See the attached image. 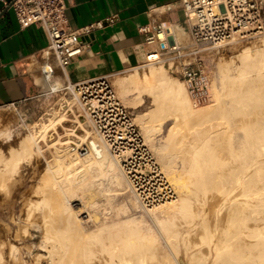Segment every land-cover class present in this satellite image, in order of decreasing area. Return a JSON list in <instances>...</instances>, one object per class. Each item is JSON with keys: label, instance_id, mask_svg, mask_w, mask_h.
I'll return each instance as SVG.
<instances>
[{"label": "bare ground", "instance_id": "6f19581e", "mask_svg": "<svg viewBox=\"0 0 264 264\" xmlns=\"http://www.w3.org/2000/svg\"><path fill=\"white\" fill-rule=\"evenodd\" d=\"M153 65L157 64L135 66L126 74L115 76V83L122 89V94L127 91L141 92L152 85L160 90L159 96L154 99L155 105L150 110L137 114V123L147 138L151 130L148 124L155 122L157 117L173 116L172 123L167 128V139L174 137L182 140L185 137L184 131L195 123L194 120L198 125L202 119L209 122L213 119L224 120L229 116L224 103L226 97L233 99L232 110L236 117L245 114L247 106L239 101L248 97L253 102L250 114H254V120L250 122L249 114V122L243 120L240 123L245 131L243 151H234L230 142L218 146L219 134L223 138L230 137V131H220L210 138L213 141L206 154L210 161L201 162L199 158L204 155L194 153L192 167L178 171L173 165V158L161 152L163 145L156 146L159 162L163 166L162 173L178 189V194L172 200L147 210L160 238L167 242L168 248L172 245L174 248L170 249L178 254L169 257L166 254L169 250L164 249L159 235H156L157 232L145 219H124L129 207L123 199L115 205L112 215L106 216L103 213L98 215L101 218L95 217L94 220L99 221L96 224L94 221V225L81 218L84 217L81 216L83 213L78 215L79 211L83 212L78 205L85 198L91 199V206L97 203L99 209L95 210L103 212L105 208L95 196L98 191L93 190H101L100 182L104 177L114 186L123 185L124 182L118 165L113 162L114 159L110 160L105 148L102 145L95 146L93 134L92 138H87L93 131L85 129L87 135L82 133L75 137L72 130L63 141L59 140L55 144L57 147L54 146V156L57 160L69 159V162L80 160L82 163H79L83 165L81 171H84L74 177L70 176L71 178H68V173L67 184L63 185L59 180L61 178L58 179L53 170L46 168L45 177L39 179L41 184L38 190L31 193L27 200L24 199L26 202H21L22 206L18 207L22 211V217L19 216L18 221H15L13 206L10 207L9 221L25 222V227L32 224L33 220L37 222L34 217L37 211L42 235L36 247L43 253H37L35 264H41L43 259L50 264H264V38H261L259 46L243 45L232 57L221 58L219 87L212 82L214 102L204 112H197L191 107L182 81L167 76L161 65ZM142 67L149 68L140 72ZM229 72L232 74L229 75ZM70 104V101L65 100L59 109L47 113L34 131L23 134L17 146L8 149L7 155L0 149V182L3 183L7 176L16 172L22 161L29 163L30 159L41 152L39 140L47 131L62 126L71 111ZM2 127L0 140L11 141L14 129L10 126ZM91 140L94 150L79 156L77 151ZM82 184L93 190L83 194V197L81 192L72 193L76 190L74 186ZM213 190L216 191L215 195L218 194L217 206L211 209L207 196ZM128 201L132 206L130 208L136 207V200L129 198ZM10 230L11 227L7 225L3 235L5 241L12 238ZM25 231L27 232V228H24ZM192 235H196L198 241H192ZM101 236H105L102 240L107 241L100 240ZM170 238L175 241L173 239L170 242ZM99 240L104 243H99ZM5 241L0 239V264H8L2 251ZM15 252L16 247L10 241L9 254L18 263L22 257H17Z\"/></svg>", "mask_w": 264, "mask_h": 264}, {"label": "built area", "instance_id": "2783aa9c", "mask_svg": "<svg viewBox=\"0 0 264 264\" xmlns=\"http://www.w3.org/2000/svg\"><path fill=\"white\" fill-rule=\"evenodd\" d=\"M7 6L14 12L20 28L35 25L43 30L47 44L41 54L39 72L47 91L68 90L75 96L91 126L95 146L102 145L114 159L139 206L148 210L172 200L176 196L174 187L162 173L108 77L97 76L76 83L64 80L60 87L54 82L55 78L64 77L70 60L82 52L80 38L89 37L102 23L68 29L63 0H9ZM180 6L185 14L188 39L174 38L162 23L152 31L140 27L138 31L145 34L146 44L154 45L141 65L161 63L184 83L194 106L204 105L211 100V70L205 53L233 42L263 38L264 0H180ZM93 140L79 151L88 154L94 150Z\"/></svg>", "mask_w": 264, "mask_h": 264}, {"label": "rangeland", "instance_id": "374dc122", "mask_svg": "<svg viewBox=\"0 0 264 264\" xmlns=\"http://www.w3.org/2000/svg\"><path fill=\"white\" fill-rule=\"evenodd\" d=\"M260 40H261V38L247 40V41H241V42H233V43H230V44L224 46L222 49L212 51L209 54L205 53L206 55L204 54L206 57V62H207L208 66L211 70V100L208 103H206L204 105H199V106H194L189 100L191 107L195 111L204 112V111H206L207 107L214 102V96H213V92H212V82L214 81L216 86L219 87V62H220L221 58L228 59V58L232 57L235 54V52L243 45L259 46ZM158 65H161L165 69V74L167 76H170L172 78H176V77L172 76L170 73H168L165 66H163L161 63L157 64V65H153V66H158ZM148 68L142 67L139 69V71L141 70L140 72H143ZM128 70H125L119 74L111 76L108 79L110 80L111 84L113 85V87L116 91V94H117L118 98L120 99V101L130 111L134 123L138 126V128H139V130L143 136L145 144L151 150V152H152L156 162L158 163L160 169L163 166L161 165V162H159V157H158L159 151L156 147L159 144H162L163 145L162 147L164 148V150L162 148L161 152H163V154L165 153V155L167 157H171V159L173 158V165H174V167H176V169L178 171H180V169L181 170H186V169L189 170L192 167L191 166L193 163L192 161H194V158H192V156L194 153H201L202 155H204V157L199 158V160L201 162L210 161L211 159H209L206 156V154H208L207 153L208 147L213 141V140H210V138L213 135L218 134L220 131L221 132L224 130L230 131V137L229 138H226V137L223 138L222 136H220L221 134H219L218 146L230 142L231 146L234 148L233 149L234 151H236V152L243 151L242 147L244 146V143H245V131H244V129L240 123H242L243 120H244V122H245V120H246V122L247 121L249 122L248 116L252 112L251 109L253 106V102L250 98L245 97L239 101L241 104H245L247 106V109L245 110V112H246L245 114L242 113L241 116L236 117L234 115V111L232 110V106L234 103L233 99H231L230 97H226L224 99V103H225L226 108L228 110L229 116H227L224 120L213 119L212 121H209V122L202 119L198 125L195 124L197 121L194 120L195 123H193V125L187 131H184L185 137L182 140H178L177 138H174V137H172L171 139H167V135H168V129L167 128H168V126L171 125L173 116L166 115L163 117H157L158 119L155 122L148 124V128H150L151 130H150V133L148 135L149 137L147 138L145 136V134H143V132L141 131L140 125L137 123V118H138L137 114L146 112V111L150 110L155 105L154 99L157 96H159L160 90L155 88L152 85L150 88H145L141 92L133 93L132 91L131 92L127 91L126 93L122 94V92H121L122 89H120L118 87L117 83H115V76H117V75L122 76V75L126 74ZM59 73H60V70L57 69V75ZM231 74L232 73L229 72V75H231ZM64 78L65 77H63V78L57 77L54 79L57 87H60L62 85V83H64V80H63ZM177 80H180V79H177ZM185 90H186V88H185ZM186 94H187V92H186ZM188 99H189V97H188ZM65 100H68L71 102V104H70L71 111L68 112V118L66 119V121L62 124L61 127H56L54 130L47 131L46 133H44L43 137H41V139L39 140V144L42 148L41 152L39 154L35 155L34 158H32V160L30 159L29 163H28V161H25V160L22 161L24 163L21 162L22 164L21 163L19 164L20 169L17 168V170H19V171L16 170V172H13V174L7 176V178L4 180L3 183L0 182V239L5 241V236H3V235H5L6 227H7V225H9L11 227L10 234L12 233L11 234L12 238H10L9 240L16 247L15 255L17 257H20V258L22 257L21 258L22 261L20 259L19 260L20 262L18 261V263H16V261H15L16 258L14 260L13 259L14 257L9 254V242L10 241L9 240L5 241L3 246H2V251L4 252L3 253L4 260L7 261L8 264L10 262H11L10 264H13L14 263L13 261H15L14 264H20V263L21 264L22 263L23 264L24 263L25 264H35V260L37 257L36 255L43 253L42 251H40L36 247V245L41 241V235H42L41 226H40L41 224L38 221L40 218H39V216H37V211H36V214H34V217L37 220V222H36L37 224L33 220L32 224L25 227V222L23 223L21 221V222H17V223L16 222L12 223L9 221L8 216H10V213H9L10 207L13 206V211L15 213V221H18L17 219L19 218V216L22 217V211L21 212L19 211V208H20L19 206H22L21 202H26L25 200H27V198L31 195V193H34L35 191L38 190L37 188L41 184V182H40L41 180H39V179H43L45 177V175H46L45 169L46 168L53 170L54 172L53 171L52 172L56 173L55 177L58 176L57 177L58 179L61 178L59 180H61L63 182V185L67 184L68 179H66V177L69 176L68 178H71V177L76 176L77 174H81L84 171V170L81 171V169L83 168V165L80 163H82V162L80 160L69 162V159L68 160L67 159H62V160L55 159V156H54L55 152H53V151H55L54 146H55V144H57L59 142V140L63 141L67 134H71L72 130H74L72 132V135L73 136L76 135L75 137H77L78 134H82V133L83 134L85 133V135H87V133L85 132V129H87V130L88 129L92 130V129H91V126H90L87 118L85 117V115L81 109L80 104L77 102L75 96L68 90H63V91H59V92H49V91H47V88H45V90L38 97H35L34 99L24 101V102H20V103H15L12 105H7V106L0 108V128L2 129L3 128L2 126H10L11 129H14V136H13L11 141L4 142L3 140H0V149L3 151V153L5 155H7L8 149L10 147H16L18 142L20 141L19 138L21 139L23 134L27 133L28 131H34L36 129V126L40 123V120L42 121V119L46 116V114L49 113L51 110L59 109L60 104L64 103ZM236 103H238V101ZM55 104H57L56 107H55ZM242 115H244V116H242ZM250 115H251L250 116V122H251L254 120V114L252 113ZM251 117H253V119H251ZM86 122H87V124H86ZM6 123H7V125H6ZM15 127H17V128H15ZM92 134H93V132H91L90 135L88 134L87 138H90V137L92 138L93 137ZM176 134L178 135V133H176ZM52 144H54V145L52 146ZM55 147H57V146H55ZM78 151H77L78 155L79 154L82 156L84 155L83 153L81 154V152L80 151L78 152ZM104 151L107 153L110 160H113V158L109 155L107 150L104 149ZM113 162L115 163L114 160H113ZM49 166H52V167H49ZM65 167H67V168H65ZM76 169H78V170H76ZM117 172H120V171L117 170ZM68 173H69V175H68ZM120 175L123 177V182H124L123 185H117V186L111 185L108 178L106 179V177H104L102 179V182H100V183H102L100 185L101 190L100 191L99 190L94 191L92 189L93 192L98 191L95 193V196L101 200L100 204H101V206H103V208H105V209H103V212L95 210V209H99L98 208L99 206L97 205V203L95 205L91 206V202H92L91 199L85 198V200L81 201V203H79V205H78L79 206L78 208L80 210H83V212L79 211V214L78 213L77 214L81 215L82 213L84 214V211H86L85 215H83V214L81 215L84 217H81V218L82 219L84 218V221L87 222L88 224L90 223V224L94 225L99 221V220L95 221L94 220L95 217H96V219H99L101 217H98V215H103V213L106 216L108 214L112 215L115 208H116L115 205H117L118 202L119 201L121 202L123 199V200H125V203H127L126 205L129 207V210L127 209L128 212L125 213L124 219H126V218H136V219L142 218L143 220L145 219V221L147 223H149L150 226H152V229L157 232V233L155 232L156 235H159L160 242H162V246L165 247L164 249L166 251L169 250V252H168L169 254L167 252H166V254L168 256L170 255L171 257L175 256V255L178 256V254L173 252L175 250L170 249V248L173 249L174 247L172 245H170L168 248V245H166L167 242L163 238H160L161 235L157 231V227L155 228V226H154L155 223L152 222L151 218L149 217L150 215L147 212V210L142 209L137 202H136L137 203L136 207L130 208L131 205L129 204V201H128L129 198H131L132 200H135V199H134L133 195L131 194V192L128 188V185L126 183V180H125V178L121 172H120ZM63 179H65V180L63 181ZM97 183H99V181H97ZM173 186L175 187V184ZM73 188L76 190L72 191ZM73 188L70 189V193H71V191H72V193H76V194H80V192H81L82 194H80V195L82 197H83V194H88V193H90V191H92L91 189L90 190L88 189L87 185L84 186L83 184L79 185V186L78 185L74 186ZM236 191H235V193H236ZM209 192H208L209 196H207V199L210 200V201H208V203H209L208 205L212 209V208L217 206L216 197L218 196V194L215 195L216 191H214V190H213V193L211 191H209ZM176 194H178L177 188H176ZM24 196L26 198H24ZM210 197L212 200H214V199L215 200L212 201L210 199ZM126 198H127L128 202L126 201ZM153 209H155V208H153ZM18 212L20 214H18ZM110 212H112V213H110ZM121 216H120V218H121ZM94 221H95V223L93 224ZM12 226H14V227L16 226V227L13 228ZM24 228H27V232L26 231L24 232ZM19 232L21 234H19ZM15 235H16V237H14ZM193 236H195V237H193ZM104 237L105 236H101V237H99V239L102 240V239H104ZM23 238L26 241H24V240L22 241ZM18 239L21 241H19ZM173 239L170 238V240H172L170 242H173ZM191 239H192V241H198V238L196 235H192ZM193 239H195V240H193ZM97 240H98V238H97ZM102 241L106 242L107 240H102ZM102 241H100L99 243L103 244L104 242H102ZM164 241H165V243H164ZM174 241H175V239H174ZM16 244H17V246H16ZM27 244H30V245H27ZM21 245H22V247H21ZM25 245H27V247L28 246L29 247L27 248ZM25 249H27V250H25ZM29 250H30V252H29ZM170 251H172V252H170ZM33 253H35V254H33ZM21 254H23L24 256ZM4 255H6V257ZM9 260H11V261H9ZM41 264H50V263H48L46 260L43 259Z\"/></svg>", "mask_w": 264, "mask_h": 264}, {"label": "crops", "instance_id": "0c3cea01", "mask_svg": "<svg viewBox=\"0 0 264 264\" xmlns=\"http://www.w3.org/2000/svg\"><path fill=\"white\" fill-rule=\"evenodd\" d=\"M8 2L0 0V108L34 99L46 88L39 72L46 36L35 25L20 28ZM63 2L68 29L102 23L90 34L89 41L83 42L82 52L65 67L63 80L71 83L97 76L109 78L140 66L146 52L154 48L146 44L145 34L138 31L140 27L152 31L162 23L174 38L188 39L180 0Z\"/></svg>", "mask_w": 264, "mask_h": 264}, {"label": "water", "instance_id": "95a60500", "mask_svg": "<svg viewBox=\"0 0 264 264\" xmlns=\"http://www.w3.org/2000/svg\"><path fill=\"white\" fill-rule=\"evenodd\" d=\"M92 37V35H89V37L88 36H84V37H81L80 38V41L83 43V42H85V41H89V39Z\"/></svg>", "mask_w": 264, "mask_h": 264}]
</instances>
